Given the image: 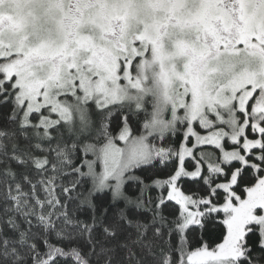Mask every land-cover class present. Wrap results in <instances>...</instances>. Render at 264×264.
I'll return each mask as SVG.
<instances>
[{
  "label": "snow or ice",
  "instance_id": "snow-or-ice-1",
  "mask_svg": "<svg viewBox=\"0 0 264 264\" xmlns=\"http://www.w3.org/2000/svg\"><path fill=\"white\" fill-rule=\"evenodd\" d=\"M0 264H264V0H0Z\"/></svg>",
  "mask_w": 264,
  "mask_h": 264
}]
</instances>
